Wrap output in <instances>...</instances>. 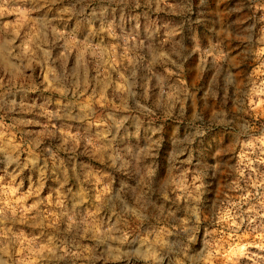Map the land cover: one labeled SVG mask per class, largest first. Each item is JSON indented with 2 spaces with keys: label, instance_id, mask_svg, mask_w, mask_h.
Listing matches in <instances>:
<instances>
[{
  "label": "rangeland",
  "instance_id": "rangeland-1",
  "mask_svg": "<svg viewBox=\"0 0 264 264\" xmlns=\"http://www.w3.org/2000/svg\"><path fill=\"white\" fill-rule=\"evenodd\" d=\"M0 9V264H264V0Z\"/></svg>",
  "mask_w": 264,
  "mask_h": 264
},
{
  "label": "clouds",
  "instance_id": "clouds-1",
  "mask_svg": "<svg viewBox=\"0 0 264 264\" xmlns=\"http://www.w3.org/2000/svg\"><path fill=\"white\" fill-rule=\"evenodd\" d=\"M0 11H3V9H0ZM189 219L194 225H199V223H200V217L198 215L193 214ZM185 223L187 224L188 221H186ZM195 231H196L195 227H192V228L186 227L185 228V232L190 233L189 242H191L192 239H194ZM146 258H155V257H146Z\"/></svg>",
  "mask_w": 264,
  "mask_h": 264
}]
</instances>
